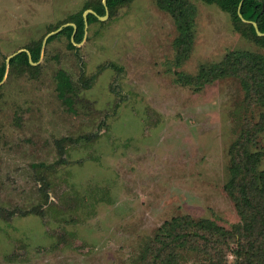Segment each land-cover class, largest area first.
I'll list each match as a JSON object with an SVG mask.
<instances>
[{"label": "rangeland", "instance_id": "374dc122", "mask_svg": "<svg viewBox=\"0 0 264 264\" xmlns=\"http://www.w3.org/2000/svg\"><path fill=\"white\" fill-rule=\"evenodd\" d=\"M92 1L0 0V65ZM191 1L196 37L186 58L174 18L156 0H131L92 22L77 48L61 35L36 68L9 64L0 84V264H140L146 241L176 216L227 229L239 222L224 188L230 152L264 105L251 104L235 78L194 81L231 51L264 49L216 4ZM60 70L77 86L72 105L58 96ZM253 142L264 153V130Z\"/></svg>", "mask_w": 264, "mask_h": 264}, {"label": "trees", "instance_id": "16d2710c", "mask_svg": "<svg viewBox=\"0 0 264 264\" xmlns=\"http://www.w3.org/2000/svg\"><path fill=\"white\" fill-rule=\"evenodd\" d=\"M131 0H107L106 6L113 17L119 8ZM208 4H216L228 13L233 26L244 38L264 49V36H259L252 23L244 22V18L258 23L264 33V0H203ZM158 7L169 13L175 21L178 36L175 40L181 56L186 58L192 51L195 41V25L197 8L191 0H156ZM106 6L102 0L87 3L79 14L61 22L76 24V33L72 40L74 27L69 25L61 32L51 36L48 44L59 36L68 37V46L77 48L85 34L83 12L92 9L99 16L106 15ZM91 13L87 20L99 22L98 16ZM60 24V25H61ZM59 27L56 26L50 31ZM43 39L28 46L10 61L11 69L36 68L30 63L39 62ZM6 62L0 65V82L5 78ZM235 78L241 82L246 98L251 104L264 105V54L251 50H234L225 55L222 61L202 65L194 84L203 86L215 81ZM58 96L72 105L73 93L76 90L71 76L64 70L56 74ZM0 85V95H1ZM264 130V115L259 123L245 131L241 138L232 145L230 179L224 188L233 200L240 220L231 229L221 226L211 219H196L191 215L176 216L166 221L158 232L149 238L143 246L139 259L140 264H183L189 255L196 254L199 264H230L228 254L235 257L234 264H264V168H261L264 153L251 151L250 146L255 137Z\"/></svg>", "mask_w": 264, "mask_h": 264}, {"label": "water", "instance_id": "95a60500", "mask_svg": "<svg viewBox=\"0 0 264 264\" xmlns=\"http://www.w3.org/2000/svg\"><path fill=\"white\" fill-rule=\"evenodd\" d=\"M107 0H104V4H105V6H106V2ZM106 8H107V6H106ZM90 13H95V12H93L92 10H88V11H86L85 13H84V19H85V30H86V33H87V30H88V26H89V24H88V20H87V16H88V14H90ZM108 16V12L106 13V15H104V16H99V18L100 19H102V20H104V19H106V17ZM239 16L241 17V19L244 21V22H247V23H252L253 24V26L255 27V30H256V32H257V34L259 35V36H264V33L263 32H261L260 31V29H259V26H258V23L257 22H255V21H249V20H247V19H245L244 18V16H243V14L239 11ZM66 26H68V25H66ZM73 27H74V33H73V35H72V40L74 39V36H75V33H76V29H77V27H76V25H72ZM59 31H61V28L59 29V30H57L55 33H53V34H56V33H58ZM86 33H85V38H86ZM53 34H50L49 36H47L46 37V39L44 40V42H43V49H44V47H45V45H46V42H47V40H48V38L51 36V35H53ZM75 43V45H81V44H78V43H76V42H74ZM24 50H21V51H17V52H15V53H13L9 58H8V60H7V70H6V73H7V71H8V67H9V64H10V61H11V59L12 58H14L16 55H18L19 53H21V52H23ZM30 62H31V64H33V65H37L38 64V62H33V60H30ZM5 76H6V74H5ZM2 82H0V84H1Z\"/></svg>", "mask_w": 264, "mask_h": 264}, {"label": "crops", "instance_id": "0c3cea01", "mask_svg": "<svg viewBox=\"0 0 264 264\" xmlns=\"http://www.w3.org/2000/svg\"><path fill=\"white\" fill-rule=\"evenodd\" d=\"M107 2V1H106ZM102 3L104 4V0H102ZM105 5V4H104ZM88 10H92V9H87V10H85L84 12H83V17H84V13L86 12V11H88ZM93 12H95L94 10H92ZM108 12V15H110V11H109V9L108 8H106V13ZM91 14V13H90ZM94 14H96V13H94ZM89 15V14H88ZM97 15V14H96ZM98 16V19L101 21L102 19H100L99 18V15H97ZM88 17V16H87ZM64 19H60V21H58V22H56V23H53V24H50V25H48L47 26V29H46V32L44 33V34H42V38L41 37H39L37 40H34V41H32L31 43H29L28 44V46H30V45H32L33 43H35V42H38L39 40H41V39H43V42H44V40L46 39V37L47 36H49L50 34H53V33H55L57 30H59L60 28H61V31L65 28V27H67L66 25H73L74 23H64V24H61V21H63ZM85 20V19H84ZM61 24V25H60ZM59 25V27L57 28V29H55V30H52V31H50L52 28H55L56 26H58ZM74 25H76V24H74ZM61 31H59V32H61ZM58 32V33H59ZM58 33H56V34H58ZM85 33H86V30H85ZM56 34H53V35H56ZM53 35H51V36H53ZM50 36V37H51ZM86 36H87V33H86ZM43 37H45V38H43ZM49 37V38H50ZM48 38V39H49ZM86 38H85V34H84V39H83V41L85 40ZM82 41V42H83ZM43 42H42V51H41V58H42V55H43V51H44V49H43ZM81 42V43H82ZM81 43H78V44H81ZM46 44H48V40H47V42H46ZM21 50H24V51H26V52H28V54L30 55V52H29V50H28V48L26 47V48H23V49H20L19 51H21ZM41 58H40V60H41ZM30 60H32L31 59V57H30ZM40 62V61H39ZM38 62V63H39ZM31 63V62H30ZM33 65V64H32Z\"/></svg>", "mask_w": 264, "mask_h": 264}]
</instances>
